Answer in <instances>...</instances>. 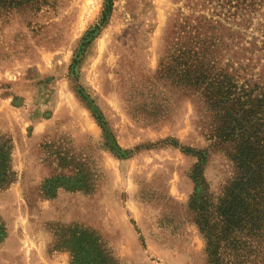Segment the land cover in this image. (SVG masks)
Instances as JSON below:
<instances>
[{"label": "rangeland", "instance_id": "374dc122", "mask_svg": "<svg viewBox=\"0 0 264 264\" xmlns=\"http://www.w3.org/2000/svg\"><path fill=\"white\" fill-rule=\"evenodd\" d=\"M107 5L48 0L0 23V138L12 147L0 264H74L73 231L96 235L111 264H209L188 208L200 158L181 148L206 156L218 197L234 176V143L217 138L173 60L204 38L229 42L231 28L246 35L235 42L264 40V0H113L103 25ZM238 52L223 51V63ZM242 58L254 70L235 80L262 73L264 83L261 63Z\"/></svg>", "mask_w": 264, "mask_h": 264}, {"label": "trees", "instance_id": "16d2710c", "mask_svg": "<svg viewBox=\"0 0 264 264\" xmlns=\"http://www.w3.org/2000/svg\"><path fill=\"white\" fill-rule=\"evenodd\" d=\"M47 3L48 0H0V23L9 21L14 14L24 17L33 8L39 10ZM107 3L103 25L112 12L113 0ZM208 31L215 34L219 28L214 26ZM227 31L229 42L225 43L221 36L204 38L193 46L180 47L173 60L185 87L198 92L217 119V138L234 143L235 151L231 157L234 176L221 194L214 197L203 178L206 156L181 148L184 153L200 158L192 174L195 190L188 208L195 214L196 225L205 240L209 264H264V83L262 73L245 78L243 83L234 77L254 70L241 63L246 54L249 60L261 63L264 70V40L259 42V38L253 37L247 42L243 38L241 44L234 39L237 35L245 37L244 33H236L232 28ZM258 31L264 35L263 29ZM234 49L241 53L224 64L222 52ZM97 120L107 135L101 116ZM166 146L179 147L173 140ZM11 152V141L0 138V190L10 176ZM65 244L73 251L74 264H111L110 254L92 233L73 231Z\"/></svg>", "mask_w": 264, "mask_h": 264}]
</instances>
